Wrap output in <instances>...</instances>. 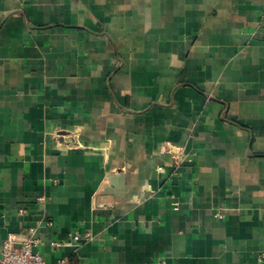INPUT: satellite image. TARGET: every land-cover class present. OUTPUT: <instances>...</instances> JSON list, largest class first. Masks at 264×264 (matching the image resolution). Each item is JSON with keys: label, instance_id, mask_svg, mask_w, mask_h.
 Returning a JSON list of instances; mask_svg holds the SVG:
<instances>
[{"label": "crops", "instance_id": "1", "mask_svg": "<svg viewBox=\"0 0 264 264\" xmlns=\"http://www.w3.org/2000/svg\"><path fill=\"white\" fill-rule=\"evenodd\" d=\"M31 227L47 264H264V0H0V256Z\"/></svg>", "mask_w": 264, "mask_h": 264}, {"label": "built area", "instance_id": "2", "mask_svg": "<svg viewBox=\"0 0 264 264\" xmlns=\"http://www.w3.org/2000/svg\"><path fill=\"white\" fill-rule=\"evenodd\" d=\"M165 153L169 154L173 164L176 166H180L186 156L184 147L173 145L172 143L166 145ZM163 169V165L158 167L159 171ZM48 224L51 225L50 222ZM36 231V228L31 227L21 236L16 234L8 235L3 241L0 264H47L44 256L36 250L38 244ZM52 244L55 247H60L65 244V241L56 240ZM56 264H70V262L67 259H61Z\"/></svg>", "mask_w": 264, "mask_h": 264}]
</instances>
